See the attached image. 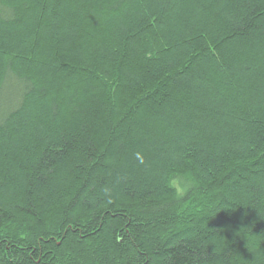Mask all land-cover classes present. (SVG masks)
Here are the masks:
<instances>
[{"label": "trees", "instance_id": "1", "mask_svg": "<svg viewBox=\"0 0 264 264\" xmlns=\"http://www.w3.org/2000/svg\"><path fill=\"white\" fill-rule=\"evenodd\" d=\"M0 264H264V0H0Z\"/></svg>", "mask_w": 264, "mask_h": 264}, {"label": "rangeland", "instance_id": "2", "mask_svg": "<svg viewBox=\"0 0 264 264\" xmlns=\"http://www.w3.org/2000/svg\"><path fill=\"white\" fill-rule=\"evenodd\" d=\"M16 87H17V86H16ZM15 91H16L15 86H12V87L10 88V90L8 91V95H9V96H13L12 94H14ZM10 94H11V95H10Z\"/></svg>", "mask_w": 264, "mask_h": 264}]
</instances>
